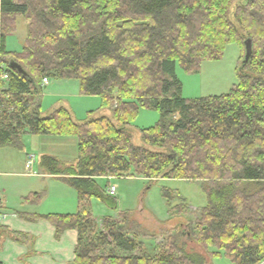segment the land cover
<instances>
[{"label":"trees","instance_id":"1","mask_svg":"<svg viewBox=\"0 0 264 264\" xmlns=\"http://www.w3.org/2000/svg\"><path fill=\"white\" fill-rule=\"evenodd\" d=\"M19 16L27 37L14 53L5 37ZM247 39L252 54L242 66ZM231 43L242 51L238 83L223 95L184 99L177 65L197 73ZM0 72L7 76L0 80V148L22 150L26 134L77 141L71 164L39 158L45 174L75 190L77 212L19 214L48 221L56 240L75 231L71 264H212L219 257L264 264V0H0ZM43 79L77 80L79 93L99 97L110 115L93 111L76 122L59 107L43 116ZM140 108L160 118L133 146L129 127ZM122 177L199 182L207 202L190 240L202 252L188 248L179 230L167 249L147 251V236L126 212L103 217L98 228L90 199L112 212L118 204L96 180ZM162 196L167 205L175 200L170 190ZM41 199L33 193L23 203Z\"/></svg>","mask_w":264,"mask_h":264},{"label":"rangeland","instance_id":"2","mask_svg":"<svg viewBox=\"0 0 264 264\" xmlns=\"http://www.w3.org/2000/svg\"><path fill=\"white\" fill-rule=\"evenodd\" d=\"M27 37V22L22 17L16 18V29L5 37V49L10 52L19 53L22 50ZM242 51L238 44L226 45L222 56L218 60H207L201 63L197 73H187L177 65L176 77L182 85L181 96L184 99H197L208 96H219L226 94L232 85L239 81V66L241 63ZM49 92L51 96H47ZM41 114L48 115L57 107L68 109L76 122L84 120L92 111H97L95 116H109L108 109H100L101 99L96 96H83L79 93L78 81L75 79L54 80L48 79V87L42 89ZM57 102V104H54ZM55 105V106H54ZM159 113L152 110L140 108L136 119L129 127L131 143L133 146H142L141 130L154 126L159 121ZM22 150L4 148L0 151V161L4 163L6 154L21 160V151L34 155L35 172L39 171L40 156H53L60 162L71 164L77 157V141L74 137H54L24 135L22 137ZM19 167V166H18ZM33 168V166H32ZM23 173V168H20ZM18 179L11 177H0V191L8 190L9 200L14 209L18 206L17 194L27 191L49 190V180L20 179L27 183L22 191L15 188ZM42 185L40 186V183ZM99 186L107 190L108 184L115 185V195L118 210L110 211L104 204L96 199L89 201V213L95 219L97 227L101 228L103 217L111 216L119 218V213L126 212V220L139 225V231L144 234L141 238L148 251H159L167 249L170 238L179 230L181 239L188 248L202 252L199 247L190 240L193 221L197 218L199 210L206 205V196L200 188L199 182H191L176 179L158 180L148 182L142 178L122 177L117 179L99 180ZM5 187V188H4ZM31 189V190H28ZM170 190L175 194V200L167 205L162 196V190ZM38 192L37 194L41 193ZM53 192V190H52ZM46 205L41 209L48 211V204L53 201L54 195H50ZM182 199V201H181ZM56 200V199H55ZM44 202V201H43ZM186 207L179 214L174 210L176 206ZM21 211V210H20ZM181 225V226H179ZM187 234L188 236H186ZM212 264H230L229 260L219 257L212 260Z\"/></svg>","mask_w":264,"mask_h":264},{"label":"crops","instance_id":"3","mask_svg":"<svg viewBox=\"0 0 264 264\" xmlns=\"http://www.w3.org/2000/svg\"><path fill=\"white\" fill-rule=\"evenodd\" d=\"M46 87H48V84L43 88ZM46 95L51 96L49 92ZM54 104H57V102ZM2 149L4 148H0V151ZM20 154L22 157L20 161L11 157L10 154H6L4 163L0 161V177L5 176L18 179L14 186L20 191L27 187V183L23 182V180L20 181V179L27 178L36 181L48 179L49 190L45 189V192H43L40 189L41 193L39 194H42V199L39 203L35 204L23 203V198L40 191H27L24 195L18 193L17 196L20 203L14 209L9 207L12 204L9 200L8 190L3 189L0 191V212L5 216L3 220L0 219V264H71L74 259V247L76 245L75 231L66 230L56 240L54 238V228L48 221H26L20 218L19 214H74L78 210L77 194L74 189L64 182L45 174L40 165L37 173L34 171V164L32 165L33 168L27 169L26 159L31 154L25 152V149ZM20 168H23V173L20 171ZM112 179L98 178L96 181L98 183L99 180L111 181ZM41 185L42 182L40 183ZM51 194L56 198H53L54 200L48 204V211H45L40 206L46 205L45 201L48 202ZM14 234H19L18 236H14L19 242L14 241L15 239L12 237Z\"/></svg>","mask_w":264,"mask_h":264},{"label":"built area","instance_id":"4","mask_svg":"<svg viewBox=\"0 0 264 264\" xmlns=\"http://www.w3.org/2000/svg\"><path fill=\"white\" fill-rule=\"evenodd\" d=\"M0 80L5 81L7 80V76L5 74H3L2 72H0ZM48 84L47 79H43L42 80V86H46ZM35 161V157L34 155H28L27 159H26V168L30 169L32 167V165L34 164ZM111 179V178H109ZM115 190H116V186L115 185H109V187L107 188V193L110 196H114L115 195ZM5 216L0 212V219H4Z\"/></svg>","mask_w":264,"mask_h":264},{"label":"water","instance_id":"5","mask_svg":"<svg viewBox=\"0 0 264 264\" xmlns=\"http://www.w3.org/2000/svg\"><path fill=\"white\" fill-rule=\"evenodd\" d=\"M244 48H245V54H244V58H243L242 63H241L242 66L248 62V60L250 59L251 54H252V44H251L250 39H247L246 41H244ZM9 67H10V69L16 70L20 74L26 75V73L22 70L20 65H18L14 61L9 62Z\"/></svg>","mask_w":264,"mask_h":264}]
</instances>
